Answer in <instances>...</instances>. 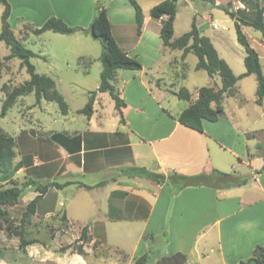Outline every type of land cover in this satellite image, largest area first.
Listing matches in <instances>:
<instances>
[{"label": "crops", "instance_id": "0c3cea01", "mask_svg": "<svg viewBox=\"0 0 264 264\" xmlns=\"http://www.w3.org/2000/svg\"><path fill=\"white\" fill-rule=\"evenodd\" d=\"M98 1L9 0L12 7L10 23L13 29L24 24L40 27L49 17L56 16L71 26L86 28L93 20ZM111 3L106 7L116 42L130 55L137 56L143 65L142 69H119L117 72L114 84L126 101V106L122 108L124 120L108 91L97 94L90 117L78 112L84 106L76 110L83 115L82 122L79 117L69 115L70 105L68 113L61 111L62 116L56 113L47 122L29 116L26 119L34 125L14 136L17 142L14 165L19 168L13 178L20 182L33 178L42 183L65 184L49 188L38 201L37 213L52 215L60 211L44 203L46 197L54 193L68 202L64 212L72 225V212L75 213L76 204L82 203L78 202L79 199L82 201L92 194V198L85 203L88 206L92 204L90 215L94 220L85 222L83 227L88 226L93 236L104 237L106 223L141 221L140 242L144 245L143 251L148 254L144 264H156L161 256L175 252L185 253L189 264H238L252 257L256 246L264 245V98L258 103L256 93V107L248 108L238 80L235 94L226 95L223 100L225 114L219 120L203 119V131L181 123L178 117L190 102L176 113L165 109L164 103L176 106L179 100L184 99L178 98L174 92L176 89H169L162 77L153 74L158 67V54L149 57L141 52L147 25L155 18L151 9L156 4L144 9L142 33H137L136 40L129 36V48H126L117 32L132 25L137 31L135 9L131 3L124 9L117 8L114 14L122 18L114 22ZM222 4V0L215 1L217 6L222 7ZM126 13L128 19L123 20ZM166 18V15L155 18L159 27ZM14 20L16 26H13ZM212 24L217 26L215 22ZM66 35L74 36L77 46L73 49V58L77 59L78 68L89 74L95 59L92 49L97 48L96 43L84 31ZM31 37L24 38L23 42ZM249 40L259 52L264 71V35ZM164 48L174 54L170 62L177 68L192 53L182 59V50L165 45ZM35 53L38 57L43 56L46 62L45 72L41 74L52 77L60 91L55 76L72 68L68 58L60 56L62 64H59L54 57L48 61L47 55ZM81 57L92 61L88 68L79 63ZM216 76L219 75L211 77L209 84L220 87L221 78ZM120 82L125 86L121 87ZM176 97L178 99H174ZM193 97L196 99L197 96ZM106 98L110 106L114 105L110 114H107L103 104ZM88 99L89 93L86 103ZM43 101L50 100L43 98L38 105L42 107ZM77 120L81 123L79 129L69 126ZM252 138L255 142L250 143ZM222 152H230L238 159V166L245 171L243 174L252 175L246 184L230 188L194 185L175 189L168 181L157 183L131 174L134 167H147L163 173L178 171L188 175L210 173L214 169L224 171L226 160L221 157ZM102 181L107 182L100 185ZM37 194L36 187L29 185L18 202L27 205ZM59 204L65 206L62 200ZM158 236H163L167 245L157 249L156 253L161 249V254H154L151 252L152 242Z\"/></svg>", "mask_w": 264, "mask_h": 264}, {"label": "rangeland", "instance_id": "374dc122", "mask_svg": "<svg viewBox=\"0 0 264 264\" xmlns=\"http://www.w3.org/2000/svg\"><path fill=\"white\" fill-rule=\"evenodd\" d=\"M138 1L143 9L147 10L150 5L157 4L162 0ZM215 1L216 0H178V12L175 20L173 39L189 31L195 19L203 34L212 38L220 56L230 64L236 74H239L246 70L244 63L246 51L238 41L234 19L223 8L215 5ZM222 1V5L228 7L237 17L253 20L257 7L255 0ZM100 2L105 6L111 3L110 0H100ZM240 2L243 3V6ZM260 3V5L264 7V0H261ZM111 6L112 18L114 22H117V20L122 18L121 15L114 14L117 8L124 9L130 6V1L113 0ZM2 12L3 4L0 2V31L2 29ZM127 15V13L123 15V20L128 19ZM213 22H215L217 26H214L212 24ZM13 26H16L15 20ZM160 28L157 20L152 18V21L147 25L146 36L141 52H144V54L149 57L158 54L160 59L158 67L153 71V74L162 77L169 89L186 87L196 96L199 87L208 85L212 81L210 75L206 70H197L195 68L198 58L194 53H191L186 59L185 64L182 63L179 68L173 67V64L171 66L170 61L174 54L168 48H164L160 37ZM242 28L251 40L262 37V33L259 30L249 25L243 24ZM14 31L19 39L32 36L24 40L25 45L37 53L47 55L48 61H50V57H54L56 63L62 64L60 56L68 58L72 68H70L68 72L55 76V79L58 83L59 92L64 95L66 101L70 105L71 112L69 115L71 117L75 115L81 120L83 115L77 113L76 110L85 106L89 91L97 89L100 84V74L103 67L100 59L102 54L101 42L99 40H94L92 36L89 38L96 43L97 48L92 49L95 59L91 66V71L89 74H85L78 68L77 59L73 58V49L77 46L75 41H73L74 36L48 31L39 37H33L34 34L29 24H24L21 28L15 27ZM119 31L120 33L117 32V34H119L118 37L122 40L123 46L129 48L127 47L129 44V36L130 39H137L136 27L132 25L128 27L127 30ZM9 53V46L5 41H0V55L6 56ZM31 61L36 66L38 72H45L46 62L43 56L33 57ZM20 63L21 60L18 58L5 61L2 69V76L0 77V110L7 92L30 78V74L26 67H22L21 65L22 68H20ZM216 77L218 79L219 76ZM119 84L121 87L125 86L122 82ZM240 84L245 93L244 96L247 99L248 108L251 109L256 107L254 102L257 93L256 76L251 75L243 77L240 79ZM169 95L171 94L169 93ZM174 99L178 98L176 97ZM17 100L18 101L11 107L8 114L0 119V126L12 136H19L22 129L34 125L31 121L26 119L29 116L39 117L46 122L49 121L50 118H53L56 113L62 116L61 109L55 101H43L42 107L38 105L35 92L26 94L23 98H18ZM108 101L109 100L106 98L103 104H105L107 114H110V112H113L114 105L110 106ZM179 101L180 102H178L176 106H174V104L168 105V103H164L165 109L176 113L178 109L188 102L186 100ZM29 110H32V112L29 113ZM80 120L71 122L69 126L79 129L81 126ZM253 142H255V140L252 138L250 143ZM238 147L240 150V144ZM214 154L216 155V153H213V155ZM220 155L226 160L224 171L238 174L245 173L243 168L238 166V159L230 152H222ZM0 185H3V182L0 181ZM4 185L7 186V183ZM91 198L92 194H89L88 198H83L82 201L79 199L78 202L82 203L76 204L75 213L72 212L73 225L69 223L68 219L63 218V214L65 213L64 208H68V202L61 196L57 197L54 193L49 194L44 203L47 207L55 208L60 211L52 215L36 213L32 215L31 220L25 222L24 225L21 224V220L27 205H23L20 202L5 205L3 208L8 211V214L0 215V264H138V257L146 253L143 251V243L140 242L141 221H123L111 223L110 225L106 223L104 237L93 236L90 234V230L87 226V238L83 243L85 254L76 252L75 248L82 243V241L77 242V239L81 235L83 225L89 220H94V217L90 215L93 207L92 204L90 203L88 206V204L85 203L86 200H90ZM60 200L64 202V207L62 204H59ZM21 229L24 230L23 234L24 239L27 241L26 244H22ZM165 240L163 236H158L155 242H152L151 252H154V254H161V249L157 253L156 251L167 245ZM151 258L153 259V257Z\"/></svg>", "mask_w": 264, "mask_h": 264}, {"label": "trees", "instance_id": "16d2710c", "mask_svg": "<svg viewBox=\"0 0 264 264\" xmlns=\"http://www.w3.org/2000/svg\"><path fill=\"white\" fill-rule=\"evenodd\" d=\"M135 9V20L137 33L141 34L145 21V12L138 0H129ZM178 0H162L154 5L151 9V15L155 18L167 16L163 21L160 36L165 46L172 49L182 50V59H185L188 53H194L198 60L195 68L203 69L208 72L210 77L219 75L221 78V86L216 84H208L198 88L197 97L194 99L193 93L186 87H181L174 90L175 94L180 99L190 102V105L183 110L178 117V120L192 128L203 131V119L210 121L219 120L224 114L223 100L226 95H233L236 91L238 80L243 77L254 74L257 78V102L261 103L264 98V71L260 60L259 52L251 44L249 37L244 32L242 25H249L256 30H259L264 35V7L261 6V0H255L256 13L253 20H247L243 17H237L236 14L226 6L223 8L235 21V28L239 43L244 47L246 55L244 63L246 71L236 75L230 64L220 56L217 48L208 35L202 33L194 19L191 29L181 36L173 39L175 32V20L178 12ZM3 4V12L1 16L2 29L0 31V41H5L10 48V53L4 57L0 55V77L6 60L18 58L21 60V65L25 66L30 74V78L21 85L14 87L7 92L6 98L3 101L0 110V119L8 114V111L15 104L17 99L22 96L35 92L36 102L40 103L43 98L58 103L63 113H68L69 104L64 95L56 88L55 80L45 74L36 71L35 65L31 58L36 56V53L28 48L23 39H19L15 34L10 23L11 4L9 0H0ZM31 26V31L34 35H39L45 31L51 30L62 34H73L78 31H84L90 34L93 38L99 40L102 45V71L100 74L101 80L97 89L89 91V99L85 106L78 110L87 116H91L94 112V102L99 92H110L115 101V107L121 114L122 121L124 120L122 108L126 106V101L122 98L120 90L114 84L116 75L119 69H142L143 65L137 56L130 55L116 42L112 34V23L108 16L107 7L100 2L97 3L95 15L90 25L86 28L80 26H71L63 19L52 16L49 17L42 26ZM92 61L86 60L84 57L79 59L80 64L86 65L88 68ZM185 64V63H184ZM251 136V134H249ZM16 138L0 127V215L8 214V211L3 208L5 205H11L19 201V197L23 190L34 185L38 194L27 203L26 210L23 214L21 224L31 220V216L37 213L38 201L47 193L51 186L63 187L65 184L56 182L42 183L36 179L28 178L23 182L13 178L14 173L18 170V165H14L16 156ZM259 172V171H258ZM133 176H140L148 180L164 183L170 182L175 189H183L187 186L210 185L216 188H230L246 184L252 175H243L238 173H230L214 169L212 172H201L198 174H183L178 171H170L168 173L156 172L147 167H134L131 173ZM107 181H102L99 184H105ZM8 185L5 186L4 184ZM90 187V186H88ZM63 218L67 219L66 213ZM22 244L27 243L24 239V230L21 229ZM87 238V226L83 227L80 237L77 242L82 241L75 248L79 254H85L83 243ZM72 246V245H71ZM148 254L141 255L137 262L145 263ZM156 264H189L187 255L183 252H175L171 255L161 256ZM238 264H264V245L256 246L253 256L241 260Z\"/></svg>", "mask_w": 264, "mask_h": 264}, {"label": "built area", "instance_id": "2783aa9c", "mask_svg": "<svg viewBox=\"0 0 264 264\" xmlns=\"http://www.w3.org/2000/svg\"><path fill=\"white\" fill-rule=\"evenodd\" d=\"M240 4L243 6V3L240 2Z\"/></svg>", "mask_w": 264, "mask_h": 264}]
</instances>
